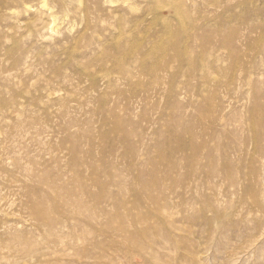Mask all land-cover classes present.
I'll return each instance as SVG.
<instances>
[{"label":"rangeland","instance_id":"1","mask_svg":"<svg viewBox=\"0 0 264 264\" xmlns=\"http://www.w3.org/2000/svg\"><path fill=\"white\" fill-rule=\"evenodd\" d=\"M0 264H264V0H0Z\"/></svg>","mask_w":264,"mask_h":264}]
</instances>
